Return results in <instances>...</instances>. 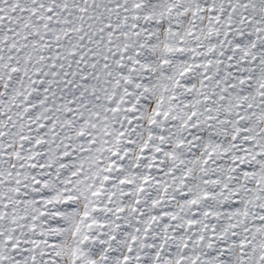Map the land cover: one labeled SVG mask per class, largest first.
<instances>
[{"label":"snow or ice","instance_id":"obj_1","mask_svg":"<svg viewBox=\"0 0 264 264\" xmlns=\"http://www.w3.org/2000/svg\"><path fill=\"white\" fill-rule=\"evenodd\" d=\"M0 264H264V0H0Z\"/></svg>","mask_w":264,"mask_h":264}]
</instances>
